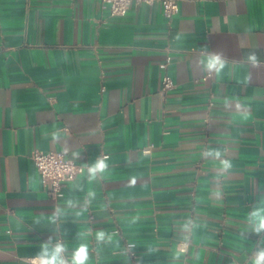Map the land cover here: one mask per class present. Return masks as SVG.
I'll return each mask as SVG.
<instances>
[{"label": "crops", "instance_id": "crops-1", "mask_svg": "<svg viewBox=\"0 0 264 264\" xmlns=\"http://www.w3.org/2000/svg\"><path fill=\"white\" fill-rule=\"evenodd\" d=\"M178 2L168 24L158 3L110 16L98 0H0V264H31L49 236L69 254L87 244L88 264H249L259 237L245 216L264 192V0ZM205 48L228 60L217 76L197 65ZM253 51L260 67L243 59ZM35 149L83 165L60 197ZM98 156L109 168L90 179Z\"/></svg>", "mask_w": 264, "mask_h": 264}, {"label": "clouds", "instance_id": "clouds-1", "mask_svg": "<svg viewBox=\"0 0 264 264\" xmlns=\"http://www.w3.org/2000/svg\"><path fill=\"white\" fill-rule=\"evenodd\" d=\"M179 39V37H177ZM244 61L252 67H260L261 62L256 52H250ZM228 60L222 52H210L205 48V54L197 59V65L201 73L208 76H217L225 68ZM61 131H57L53 135V139H62ZM79 155V154H77ZM203 155L206 158L220 159L222 170L227 172L232 168L231 161L223 158V154L218 149H208ZM109 164L107 158L98 156L88 167L89 178H102L103 174L108 170ZM94 193H90V198H94ZM71 203V201H69ZM39 224V221L36 222ZM245 224L247 231L258 236L255 249L249 259V264H264V192L259 193V198L253 203L250 210L246 213ZM56 231V230H54ZM79 234H77V239ZM98 242H106L111 240V236L105 231H99L96 236ZM151 251V250H149ZM34 264H88L90 254L87 244L80 243L69 254V250L64 242L57 236H49L47 240L42 242L35 257L32 258Z\"/></svg>", "mask_w": 264, "mask_h": 264}, {"label": "built area", "instance_id": "built-area-1", "mask_svg": "<svg viewBox=\"0 0 264 264\" xmlns=\"http://www.w3.org/2000/svg\"><path fill=\"white\" fill-rule=\"evenodd\" d=\"M107 8L110 16H120L126 13L133 4L144 2L158 3L166 22L170 24L179 6L178 0H98ZM174 86L171 77L165 73L161 78L159 91L165 95ZM31 159L40 176L49 183L48 193L57 198L62 195L63 186L73 180L82 170L83 165L73 161L66 155V150L42 151L35 149ZM34 264L33 259L30 260Z\"/></svg>", "mask_w": 264, "mask_h": 264}]
</instances>
